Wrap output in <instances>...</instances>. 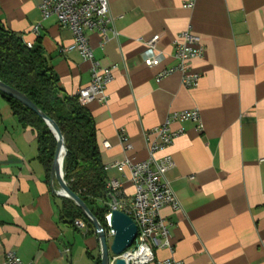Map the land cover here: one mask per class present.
I'll return each instance as SVG.
<instances>
[{
  "label": "crops",
  "instance_id": "1",
  "mask_svg": "<svg viewBox=\"0 0 264 264\" xmlns=\"http://www.w3.org/2000/svg\"><path fill=\"white\" fill-rule=\"evenodd\" d=\"M183 1L108 0L112 30L103 47L98 32L86 33L99 66L116 65L107 102L84 106L100 159L104 166L145 160L146 133L173 112L197 109L201 131L193 122L170 126L183 129L165 152L175 163L165 177L180 210H161L171 248L156 249L155 259L264 264V0H196L190 10ZM40 2L0 0V22L25 44L38 45L61 93L75 96L90 81V64L75 51L60 52L72 43L71 32L54 16L42 20ZM186 31L204 47L190 66L201 75L198 86L182 87L177 72L156 82L161 69L174 66L173 44ZM155 35L163 60L147 68L145 42ZM105 176L121 184L122 199H132L128 168L108 169ZM58 189L46 180L34 132L0 96V264L7 252L29 264L100 258L96 236L60 218Z\"/></svg>",
  "mask_w": 264,
  "mask_h": 264
},
{
  "label": "built area",
  "instance_id": "2",
  "mask_svg": "<svg viewBox=\"0 0 264 264\" xmlns=\"http://www.w3.org/2000/svg\"><path fill=\"white\" fill-rule=\"evenodd\" d=\"M196 0H184L182 8L190 10L194 7ZM39 10L42 20L54 16L59 24L68 28L72 35V43L60 52L75 51L80 58L90 64L89 83L77 90L75 97L81 106L89 102L104 104L107 102V86L113 81V72L116 65L101 67L95 61L89 46L87 32L96 31L101 39L100 47H103L107 39V32L112 30V20L109 17L108 0H41ZM38 27H34L36 33ZM159 36L155 35L145 42L146 51L143 64L147 68L160 66L163 60V52L156 48ZM28 48L32 44H26ZM204 47L198 36L188 31L179 34L173 44L174 66L161 69L155 76V81L172 74H180L181 86L186 89L196 88L201 75L191 70V63L203 57ZM193 122L195 129H202L200 116L197 109L182 110L171 113L163 124L151 129L145 134L147 143V155L140 162H114L103 167L104 172L111 168L126 167L129 170L130 182L134 188V194L130 201L121 197V184L116 181L106 182L109 196L108 211L104 215L106 225L105 234L110 238L113 234L109 218L110 212L117 210L128 215L137 228L135 242L127 253L137 255L136 264H184L173 258L156 260L154 251L159 248H171L169 243L170 225L161 216V210L169 207L172 211L180 210V204L174 195L170 184L166 180V174L175 167L170 154L165 152L171 146L174 139L183 133V129L172 130V123ZM151 135L156 136L155 141H150ZM120 141H125L124 131L120 133ZM107 143L104 146L107 147ZM127 149L130 147L127 146ZM157 154H160L157 156ZM73 226L80 231L86 232V225L79 220L73 222ZM131 262L134 264L133 260ZM1 264H29L23 262L12 252L5 254Z\"/></svg>",
  "mask_w": 264,
  "mask_h": 264
},
{
  "label": "trees",
  "instance_id": "3",
  "mask_svg": "<svg viewBox=\"0 0 264 264\" xmlns=\"http://www.w3.org/2000/svg\"><path fill=\"white\" fill-rule=\"evenodd\" d=\"M0 81L26 96L60 131L66 155L63 160L64 181L106 229L108 211L104 165L96 142L94 121L75 96H65L38 45L28 48L16 34L0 22ZM10 112L22 127L30 128L36 137L39 160L46 180L52 165L56 141L47 125L20 102L0 92ZM60 218L73 226L75 220L86 225V235H95L82 211L69 199L60 198ZM100 264V258L95 259Z\"/></svg>",
  "mask_w": 264,
  "mask_h": 264
},
{
  "label": "water",
  "instance_id": "4",
  "mask_svg": "<svg viewBox=\"0 0 264 264\" xmlns=\"http://www.w3.org/2000/svg\"><path fill=\"white\" fill-rule=\"evenodd\" d=\"M0 92L14 98L22 105L34 112L50 129L56 141V149L50 168V181L56 182L58 190L55 195L59 198L69 199L84 214L88 223L92 226L100 253V264H133L126 260L125 255L131 250L137 235V228L133 220L123 212L113 210L110 212L109 225L113 232L111 238L106 237L103 226L90 212L85 203L74 194L64 181L63 160L66 148L63 137L57 126L47 118L26 96L0 81Z\"/></svg>",
  "mask_w": 264,
  "mask_h": 264
},
{
  "label": "bare ground",
  "instance_id": "5",
  "mask_svg": "<svg viewBox=\"0 0 264 264\" xmlns=\"http://www.w3.org/2000/svg\"><path fill=\"white\" fill-rule=\"evenodd\" d=\"M125 259L126 260H133L134 264H136L138 261H137V255H133V254H130V253H127L125 255Z\"/></svg>",
  "mask_w": 264,
  "mask_h": 264
},
{
  "label": "rangeland",
  "instance_id": "6",
  "mask_svg": "<svg viewBox=\"0 0 264 264\" xmlns=\"http://www.w3.org/2000/svg\"><path fill=\"white\" fill-rule=\"evenodd\" d=\"M110 238H111V237H110ZM110 238H109V239H110Z\"/></svg>",
  "mask_w": 264,
  "mask_h": 264
}]
</instances>
